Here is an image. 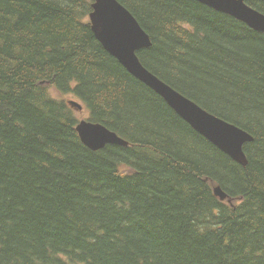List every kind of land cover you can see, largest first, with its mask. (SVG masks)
Returning a JSON list of instances; mask_svg holds the SVG:
<instances>
[{"label":"trees","instance_id":"16d2710c","mask_svg":"<svg viewBox=\"0 0 264 264\" xmlns=\"http://www.w3.org/2000/svg\"><path fill=\"white\" fill-rule=\"evenodd\" d=\"M92 1L0 0V264H264V32L199 0H119L152 38L143 64L254 136L243 166L104 48ZM53 88L129 146H86Z\"/></svg>","mask_w":264,"mask_h":264},{"label":"water","instance_id":"95a60500","mask_svg":"<svg viewBox=\"0 0 264 264\" xmlns=\"http://www.w3.org/2000/svg\"><path fill=\"white\" fill-rule=\"evenodd\" d=\"M199 1L264 32V13L247 4L245 0ZM92 8V30L104 48L129 73L162 96L197 132L235 161L246 166L248 159L244 145L253 141L254 136L239 125L208 111L143 64L138 51L151 46L152 38L134 14L119 0H94ZM71 104L78 109L82 108L78 102L71 101ZM77 130L84 144L92 150L102 149L107 144L129 145L125 138L99 122L83 120L77 125ZM214 192L221 200L228 198L221 185H216Z\"/></svg>","mask_w":264,"mask_h":264},{"label":"rangeland","instance_id":"374dc122","mask_svg":"<svg viewBox=\"0 0 264 264\" xmlns=\"http://www.w3.org/2000/svg\"><path fill=\"white\" fill-rule=\"evenodd\" d=\"M52 95H54L55 97H57L59 99H69V100L75 99V100L81 102V100L77 96L73 95L72 93L61 92L55 88L52 89ZM79 113L82 116V117H80L79 120H82L83 118H86V116L89 114V110L88 109H86V110L82 109L81 111L79 110Z\"/></svg>","mask_w":264,"mask_h":264},{"label":"bare ground","instance_id":"6f19581e","mask_svg":"<svg viewBox=\"0 0 264 264\" xmlns=\"http://www.w3.org/2000/svg\"><path fill=\"white\" fill-rule=\"evenodd\" d=\"M250 142H252V141H250ZM245 153H246V152H245ZM246 156H247V154H246ZM247 159H248V157H247ZM247 164H248V163H247ZM214 181H215V180H214ZM216 181H217V180H216ZM218 182H219V181H218ZM213 194H214V193H213ZM235 201H236V200H235ZM235 201H234V202H235Z\"/></svg>","mask_w":264,"mask_h":264}]
</instances>
